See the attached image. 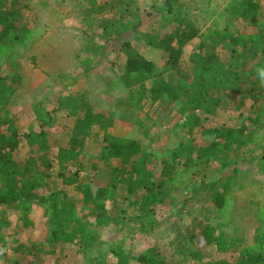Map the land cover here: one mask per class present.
<instances>
[{"label": "rangeland", "instance_id": "rangeland-1", "mask_svg": "<svg viewBox=\"0 0 264 264\" xmlns=\"http://www.w3.org/2000/svg\"><path fill=\"white\" fill-rule=\"evenodd\" d=\"M15 1L7 0L8 5ZM167 2L168 0H117L113 10L102 15L87 16L86 0H27L29 7L22 13L25 22L36 31V35L25 45L17 46L12 59L0 61L1 75L10 76L14 72L19 76L13 82L15 91L6 106L8 113L0 111V121L1 118L8 121V131L0 122V143L7 142L12 130L18 134L20 147L15 152L17 161H31L37 167L39 164L41 168L42 163L37 159L38 156L45 151L53 155L55 148L39 149L35 146L30 149L26 143L27 138L42 132L41 138L45 144L48 141L49 146L65 141L69 126L73 123L69 111L75 108V97L86 103L91 101L94 105L92 109L96 108L98 113L104 115L114 102L125 100L128 92L123 85L129 72L126 57L136 54L155 55L160 60L166 57L158 47V34L182 26L178 23L162 24V14L167 12ZM246 9L244 5L239 8L244 13ZM177 10L183 13L172 3V9L168 12L174 15ZM186 15L193 19L189 12ZM120 20L122 23H119ZM256 22L259 24L253 22L252 26H240V32L260 36V39L255 38L249 50L264 48V22L261 19H256ZM190 48H184L180 59L179 68L183 72H189L193 67L187 56ZM206 48L207 43L204 48L201 46L203 54L207 53ZM218 53L219 55H214L217 56L223 72L237 68L240 72H245L237 79L224 78L219 89L210 90L209 101L216 105V109L208 112L207 116L212 117L205 121V126L223 125L230 130L227 132L232 133L242 122L257 140L239 148L232 145L229 150L221 145L219 162L226 167L213 172L217 180V193L222 191L227 176H230L226 194L231 207L225 218L214 210L212 194L209 191L199 190L195 197L187 194L189 198L186 200H182L183 194L179 191L169 192L174 201L176 198L179 201V209H183L182 212L189 211V214L171 219L165 217L161 220V228H156L153 232V236L160 239L159 248L162 256H166L168 264H199L188 257V252L196 250L215 257L214 247L202 244L200 236L196 234L208 223L216 232L222 230L236 238V245L242 244L240 240H251L253 227L258 222L257 208L264 206V172L258 166L264 143V83L262 87H258L259 84L254 82L256 73L249 57H231L230 49L223 48ZM165 76L175 78L176 74L166 71ZM238 78L243 79V82ZM238 80L242 82V87H237ZM229 83L231 87L227 85ZM135 109L133 106L130 109L121 108L128 116L135 114ZM86 111L87 107L84 105L81 115ZM257 116L259 118L256 122L248 120V117L253 119ZM124 124L128 125L122 123V126ZM94 129H90L91 136ZM156 129L157 126L153 130ZM24 133L30 135L26 137ZM4 135L8 137L3 138ZM226 140L223 137L221 144H225ZM96 157H93L94 161ZM58 187L59 183L50 182L47 193H41L48 194ZM64 192L67 195L73 194L71 189ZM32 216L34 221H38V208H35ZM22 222L18 214L11 211L7 217L0 218V228L15 231L16 228H24ZM16 236L23 235L20 236L17 232ZM235 249L238 250V246ZM221 258L230 262L236 261V251L224 253ZM15 259L17 257L12 255L8 258L0 256V264H15Z\"/></svg>", "mask_w": 264, "mask_h": 264}, {"label": "crops", "instance_id": "crops-1", "mask_svg": "<svg viewBox=\"0 0 264 264\" xmlns=\"http://www.w3.org/2000/svg\"><path fill=\"white\" fill-rule=\"evenodd\" d=\"M170 2L175 3L176 7L183 11L181 17L184 22L192 20L199 28L198 36L185 46L191 47L190 51L186 50V52L193 66L198 61L197 56H192L193 52L200 50L201 43L205 39V44L208 42L209 30L214 25L225 28L236 37L239 34H247L240 32L241 25L252 26L253 22L258 23L256 19L264 22V17L259 18L258 12H253L248 7L245 13L239 10L248 0H176ZM254 2L258 4L260 10L264 11V0H254ZM188 12L193 15V19L186 15ZM247 35L251 42H247L246 47H242L241 43L234 45L226 41L220 44L214 53L219 55L218 50L230 49L229 56L249 57L255 69L257 56L261 50L258 48L249 50V47L255 38L260 39V36ZM129 57H126V60ZM148 57L153 59L158 66L164 67L166 57L163 60L155 55ZM237 70L240 72L238 68ZM175 74V78L165 77L174 87L178 76L177 72ZM123 86L127 88L128 96L125 100L114 102L107 114L98 113L96 108L92 109L91 101L87 103L85 101L82 104L87 107L85 114L72 115L71 112L69 114L73 123L69 126L68 134L66 133V140L59 141L58 145L53 142L54 146H49L48 141L44 143L45 148H55L53 150L55 151L58 147H65L74 135L83 137V148L79 155L80 171L82 175H91L92 184L105 186L103 187L104 195L98 199L101 207L92 206L85 199V195L77 191L73 185L63 186L64 191L71 189L73 192L72 195L63 192V199L64 201L73 200L76 203L77 214L74 221L64 222L59 207L57 212L51 210V216L58 214L59 219L57 220L63 228H53L55 221L44 215L42 206L37 202L33 203L28 214V225L23 224L24 228H13L15 231L0 228V234H2L0 256L17 257L15 264H138L139 256H158L167 260L160 251V239L158 241L157 237L153 236V232L156 228H161L163 218L171 219L189 214V211L185 213L182 212L183 209H179V201L177 198L174 201V197L169 195V192L179 191L183 194L182 200L184 198L186 200L189 198L187 194L196 196L199 190L206 191L201 189L203 182H217L213 171L226 167L219 162L218 154L222 152L221 146L212 144L218 138L213 129L217 127L216 125L205 126V121L198 125L182 123L178 126L176 123L179 117L172 107L160 99L154 102L149 99L140 101L138 97L132 99L128 86ZM76 99L79 100L75 97L73 104H77ZM206 103L210 104V101ZM131 106L136 108L133 115L128 116L121 110L123 107L130 109ZM196 113H200L203 117L205 114L201 111ZM205 117H207V122L212 116L206 115ZM180 121L182 122L181 118ZM122 123H128V125L122 126ZM156 126L157 129L153 130ZM94 127L97 128L94 129ZM90 129L95 131L92 136ZM105 136L119 137L124 144L139 142L141 145L139 159L134 164L137 172H134L131 178L130 174H126L125 183L109 184V174L120 168L122 163L117 158L104 157L101 159L99 157ZM195 148L198 150L196 161L187 164L186 168L182 165V161L180 163L171 161L173 152L179 153L185 150L190 154L195 151ZM94 156H97L96 161L93 160ZM164 160H167L166 165L169 169L166 176L160 172L165 165ZM193 170L198 171L193 172ZM167 176H171L174 183H166ZM50 182H57L60 184L58 189L62 188L59 180L52 177L47 180L46 193ZM185 191H187L186 194ZM35 208H38L36 217L38 221H34L32 216ZM56 231H59L60 235L56 236ZM17 232L23 236L17 237Z\"/></svg>", "mask_w": 264, "mask_h": 264}, {"label": "trees", "instance_id": "trees-1", "mask_svg": "<svg viewBox=\"0 0 264 264\" xmlns=\"http://www.w3.org/2000/svg\"><path fill=\"white\" fill-rule=\"evenodd\" d=\"M170 1L176 0H168L166 3L167 12L162 14V24L178 23L182 26L158 34V47L166 54L164 67L158 66L153 59L143 54L133 55L127 59L129 72L124 81L129 88V94L132 99L139 97L141 101L142 97L143 99H149L151 102L160 99L175 110L179 117L176 125L181 126L182 123L198 125L202 121L203 123L206 121L207 117L205 116L208 115V112H213L216 109V105L206 103V101L210 100L209 91L211 89H219L224 83V78L237 79L241 73L238 70L223 72L221 65L217 61V56L214 55V50L226 41L234 45L241 43L242 47H246L247 42H251V39L247 34H239L234 37L225 28H219V26L214 25L209 30L210 39L207 42V53L203 54L201 50L200 52L194 51L192 56H197L198 61H196L192 70L183 72L179 67L184 47L198 36L199 28L192 20L184 22L179 10L174 15L169 14L168 11L172 9V2ZM86 3L88 5L85 9L87 16L102 15L113 10L117 0H86ZM125 4L124 2V7H126ZM28 7L27 0H16L10 5H8L7 0H0V61L12 59L16 54V47L25 45L36 35V31L25 22V17L22 13ZM244 7H248L253 12H258L259 18L264 17V11L259 9L258 4L254 0L245 2ZM119 23H122V20ZM205 40L201 43L202 48L205 46ZM260 50L254 72L256 73L254 82L259 84L258 87H262L264 83V48ZM169 70L178 74L175 87L165 78V73ZM18 79V74L14 72L10 76L0 74V111L5 114L8 113L6 106L15 91L13 82ZM236 79L235 81H237ZM239 80L237 87H242L243 79L240 80L242 82H239ZM227 85L231 87L230 83ZM75 101H77V104L74 103L76 106L69 111V114L71 112L72 115H76L81 113L84 108V106L81 107L85 102L84 100L76 99ZM197 111L205 113L204 117L200 113H196ZM258 118L259 116L253 119L248 117V120L256 122ZM0 122L6 126L8 131V121L1 118ZM213 129L217 133L218 138L212 144L214 146L222 145L225 150L231 149L232 145L239 148L253 144L257 140L256 136L252 135V131L248 130L247 126L242 122L236 126V131L234 130L232 133L227 132L230 130H227L223 125ZM23 135L27 137L30 133H24ZM41 136L42 132H39L31 138L28 137L27 141L25 140L28 147L33 149L36 146L39 149H43L45 145ZM7 137L6 135L3 136V138ZM223 137L227 139L224 141L225 144H221ZM19 143L18 134L14 130L11 131L7 142L0 143V218H5L11 211H14L23 220L22 224L28 225V214L31 211L32 204L37 202V204L42 206L44 215L55 221L52 227L63 228L59 220H57L59 219L58 214L51 216V210L57 212L60 207L63 221L66 223L74 221L77 214L76 203L73 200L64 201L63 199V186L71 185L77 191H81L92 206L101 207L98 199L104 195L105 189L103 187L105 186L92 184L91 175H82L80 171L79 155L83 148L82 136L74 135L65 147L56 148V153L53 151L52 156L48 151L40 154L37 159L42 163L41 168L39 164L37 167L31 161L19 162L15 159V151L19 147ZM261 150L262 155L259 158L258 166L264 172V143ZM140 152L141 145L139 142L124 144L119 137L105 136L103 138L101 156L99 157L101 159H104V157L117 158L122 163L120 168L114 170L112 174L110 173L111 175L109 174L110 185L125 183L126 174H130L131 178L133 173L137 172L134 164L139 159ZM196 152H198L196 148L190 154L185 150H181L179 153L173 152L171 161L173 163L182 161V165L186 168L187 164L189 165L196 161ZM166 162L167 160L163 161L165 165L160 170L161 174L165 176L169 172ZM196 171L198 170H193V172ZM99 175L101 176V174ZM52 177H56L59 180L62 188L53 190L48 194L41 193V191H45L47 180ZM229 178L230 176H227L223 189L219 193L216 192V181L203 182L201 184V189H205L212 194V202L216 213L223 215L224 218L231 207L228 201L229 197L226 194L229 188ZM165 182L174 183L171 176H167ZM256 220L258 222L253 227L251 240L247 241L244 239L242 242L240 240L242 244L238 245L235 242L237 239L229 235L228 232L222 230L216 232V229L210 223L206 224L196 234L200 236L202 244L213 245V255L215 257L200 250L188 252V257L199 264H204L205 262L208 264H264V206L257 208ZM55 235H60V232L56 231ZM237 246L238 250L235 249ZM232 250L236 251V261L230 262L221 258L222 254L232 252ZM137 261L138 264H168L165 258L158 256H139Z\"/></svg>", "mask_w": 264, "mask_h": 264}]
</instances>
